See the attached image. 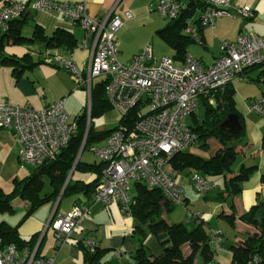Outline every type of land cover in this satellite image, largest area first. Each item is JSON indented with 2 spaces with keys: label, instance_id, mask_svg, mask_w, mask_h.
I'll return each instance as SVG.
<instances>
[{
  "label": "built area",
  "instance_id": "built-area-1",
  "mask_svg": "<svg viewBox=\"0 0 264 264\" xmlns=\"http://www.w3.org/2000/svg\"><path fill=\"white\" fill-rule=\"evenodd\" d=\"M203 8L188 18L182 30L194 43L201 44L199 29L214 27L221 17L249 20L254 11L248 6L230 9V0H201ZM33 10L56 12L62 18L77 25L83 32V43L90 49L84 69L77 66L71 52L45 49L39 53L44 64L52 65L72 76L76 88L89 95L93 79L103 78L106 98L119 115V122L104 140L90 151L103 164L92 203L118 202L123 214L131 215L134 204L130 191L136 184L158 189L172 205L185 207L183 188L170 171L171 158L187 150L197 141L188 118L195 112L199 99L211 97L230 84L242 72L253 66H261L264 74V35L241 33L234 41L220 43V55L205 66L191 54H186L177 65L171 57L154 58L146 46L129 63L118 59L115 33L123 26V20L113 11L105 16H90L85 3L54 0H33ZM187 8L180 0H158L155 11L165 20H176ZM26 6L9 3L0 9V29L5 34L11 21L20 19ZM132 14L126 12L124 19ZM67 96L46 105L40 110L29 105L0 102V130L10 132L20 145L19 169L25 174L56 160L60 152L75 135L77 124L66 112ZM248 109L264 120V95L252 101ZM134 121L127 125L129 115ZM89 116V115H88ZM89 126V121L87 118ZM85 140L82 145L84 146ZM32 170V171H31ZM190 186L198 193H207L215 186L200 172H191ZM89 213L86 204H74L70 212L53 213L47 221L36 244L18 246L6 243L0 237V264H53L52 258L37 254L45 230L53 231L56 246L65 244ZM195 222L202 221L200 214L188 212ZM223 235L219 230L209 234V249L221 248ZM82 245L90 252L97 249L92 239ZM209 264H215L212 261ZM250 264H255L251 262Z\"/></svg>",
  "mask_w": 264,
  "mask_h": 264
},
{
  "label": "crops",
  "instance_id": "crops-1",
  "mask_svg": "<svg viewBox=\"0 0 264 264\" xmlns=\"http://www.w3.org/2000/svg\"><path fill=\"white\" fill-rule=\"evenodd\" d=\"M32 1L0 0V9L13 2L22 3L27 8L23 17L13 22L10 29L11 35L23 38L21 43L12 44L11 39H9L7 45L10 47V51L7 52V49H4L6 55L16 59L26 55L25 60L21 62V65L14 67L16 70H13L11 66L0 64V102H8L20 106L29 105L33 109L40 110L61 97L67 96L68 99L74 91V87L70 75L67 72L41 62L39 53L45 47L38 39L35 40V30L39 29L45 37H51L57 29H63L69 32L76 41L71 51L72 58L80 68L84 69V65L90 56V49L86 46L78 47L79 44L83 43L84 37L82 30L77 25L65 21L59 13L33 10L31 8ZM54 1L83 2L90 16H105L110 11H113L114 14L123 20V26L119 30V34L129 30L132 25L139 23L141 20L149 26L152 25L153 29L165 27L157 24L153 19V12L155 13V5L158 0ZM180 1L184 4L188 2V0ZM121 4L122 8L119 11L118 9ZM230 6V9L248 6L254 11V16L249 20L240 17H221L215 20L213 28L204 27L199 29L201 44L190 43L186 52L193 55L205 66L210 65L220 55V43L222 41H234L241 33L264 35V0H230ZM126 12L132 14L130 20L124 19ZM2 35L0 29V37ZM152 39L151 44L153 45L155 41L153 37ZM162 42L170 48L171 54L168 57L173 58V48L165 41L162 40ZM155 46L154 49L158 53L156 43ZM116 47L119 51V61L126 64L130 62L134 55L139 54L144 46L142 45L131 52H128L122 45L118 46L116 44ZM150 48L152 54H154L153 47ZM168 51H163V56H167L166 54H169ZM174 62L177 65L182 64L180 60H174ZM30 63H36V65H33L31 68L21 67L29 65ZM260 71L261 69L251 68L246 71L244 76L236 77L230 83L234 89L233 99L235 109L237 115L240 117V123L244 133L243 137L237 141V155L231 165V169L234 173H237L242 167H252L253 170L250 176L241 183L240 194L234 198L226 196L223 179L221 177L208 178L215 186L214 188L220 186L217 196L221 193V196L225 197L224 201L218 202L221 205V211L218 212V216L224 220L226 219L223 216L230 215L232 212L230 208L231 202L234 205V213L238 218L255 205L258 194H264L261 184V176L264 174V120L248 109L252 101L264 95V79L259 76ZM56 85L59 86L60 92L52 94V87ZM66 112L68 114L67 110ZM77 116L76 114L71 119L73 120ZM104 140L100 144L104 143ZM19 149L20 145L16 138L10 132L0 130V169L2 171L8 167V169L13 170V173H15V168L19 167ZM202 157L206 158L207 156L204 155ZM182 172H185V174ZM182 172L177 173L175 177L180 175L186 177L188 175V183L186 185L177 181L182 186L184 193L185 186H190L189 175L191 171L184 170ZM91 176L93 178V175ZM215 178H220L222 184L216 187L211 180ZM183 180L184 178H182ZM190 188L192 187L190 186ZM184 197L186 199L185 208H187L189 197L186 194H184ZM65 198L68 199L64 201ZM75 203L89 206V213L84 217L81 225L77 227L68 241L60 247L56 246L53 231L51 229L45 230L38 246L39 256L52 258L53 264H86L84 253L78 246V244H82L86 239H92L96 243L97 248L102 251L98 264H135L133 255L140 246H143L146 252L153 257L161 255V245L158 239L151 234L148 228V222H141L132 215L127 216L123 214L118 202H111L106 205L92 203V197L82 192L69 196L61 195L55 201H49L37 207L24 221L17 224L19 237L26 241L36 237L35 241L37 242L51 215L53 213H68ZM21 207L26 209L27 203L25 202ZM163 217L168 223H172L167 220L166 215ZM188 218L194 223L189 216ZM212 223L213 220H210L209 224L211 226ZM234 223L235 226L233 229L235 230V234L233 242H240L245 231L250 230V226L238 219ZM212 230L219 229L212 227L207 230L208 234ZM214 262L217 264L215 255Z\"/></svg>",
  "mask_w": 264,
  "mask_h": 264
},
{
  "label": "trees",
  "instance_id": "trees-1",
  "mask_svg": "<svg viewBox=\"0 0 264 264\" xmlns=\"http://www.w3.org/2000/svg\"><path fill=\"white\" fill-rule=\"evenodd\" d=\"M201 0H188L187 8L182 11L180 16L170 21L164 28L156 30L155 34L161 40L168 43L174 50V60L183 62L186 49L193 41L182 30L185 27L186 20L195 14L199 8H203ZM21 19V18H20ZM252 19V18H251ZM9 23L8 31L0 37V64L14 67L21 65L25 56L19 59L6 55L4 53L5 43L11 39L12 44L21 43L23 38L11 35V24ZM35 40L38 39L45 49H57L60 51L71 52L76 44L75 39L69 32L63 29H57L51 37L42 35L39 29L35 30ZM67 49V50H64ZM42 62V61H41ZM43 63V62H42ZM36 63L21 66L31 68ZM261 66H253L245 69L241 76L246 74L251 68L260 69ZM261 78L264 74L260 71ZM234 89L228 84L223 89L215 92L211 97L201 99L203 113L201 120L198 121L196 115H191L195 126L191 125L192 131L196 134V143L199 148L207 153V157L182 151L171 158V165L176 175L184 170L191 172H200L207 179L209 177H221L224 184V192L227 197H237L241 192V183L246 180L252 173L253 168L242 167L237 173L231 169V165L237 155V141L244 135L243 130L237 135L229 134L220 129V124L229 113L237 114L234 103ZM204 99V100H203ZM112 110L105 94V82L92 85L90 92V114L89 128L87 131L86 111L78 115L74 120L77 124L75 135L71 138L67 146L60 152L56 160L45 163L41 167L33 170L28 177L22 181H16L15 190L10 194H5L0 189V211L15 212L12 199L17 196L27 203V207L20 222L24 221L30 213L43 203L55 201L60 195L69 196L82 192L93 196L97 187L100 173L103 168L102 163L84 164L80 161L75 163L77 153L82 145L84 149L92 143L100 142L105 139L114 129L97 132L93 129L92 119ZM239 117V116H238ZM134 121L132 114L129 115L127 125ZM239 121L240 117H239ZM123 124V120H120ZM81 170L93 175L88 182L73 180L71 177L67 182L69 173L74 170ZM44 179L48 180L50 191L41 196L43 191ZM212 183V182H211ZM262 192L264 193V174L261 176ZM134 204L131 206V215L141 222H148V228L159 241L162 253L158 257H153L146 252L143 246H140L133 259L135 264H195V256L199 254L203 264H209L214 261L216 252L209 249V234L204 227V222H194L192 228H188L182 223H168L164 215L173 210L170 204L158 189H151L142 184L134 186ZM218 194L214 200L216 202L224 201L225 197ZM78 204V203H75ZM232 210L230 215L223 216L227 223L233 228L235 220L250 226V230L245 231L240 242H233L226 246L231 251V264H264V194H258L256 203L246 213L237 218L234 213V205L231 202ZM223 215V214H221ZM17 226H10L5 222H0V237L6 243H14L18 246H33L36 243V237L26 241L19 237ZM223 235V234H222ZM224 240V239H223ZM224 242V241H223ZM82 249L86 264H98L101 250L98 248L94 253H90L82 244H78ZM38 254V250H37Z\"/></svg>",
  "mask_w": 264,
  "mask_h": 264
},
{
  "label": "rangeland",
  "instance_id": "rangeland-1",
  "mask_svg": "<svg viewBox=\"0 0 264 264\" xmlns=\"http://www.w3.org/2000/svg\"><path fill=\"white\" fill-rule=\"evenodd\" d=\"M186 1V0H182ZM122 4L119 6V11H121ZM153 19L157 24H161L166 26L169 21L163 19L156 11L155 13L153 12ZM162 27H158L156 29H153L152 25H148L147 23H144L142 20L139 21V23H136L132 25L129 30L124 31V33H120V29L115 33V42L116 44L124 46V48L128 51L131 52L140 46H144L142 50L146 47H153L154 50V57L156 59H160L162 57L163 51H168L169 54H166L169 56L171 53L170 48L160 40L158 36H156L155 32L156 30L160 29ZM152 37L154 38V44H151V39ZM153 42V39H152ZM156 45L158 53H156L154 46ZM8 42L5 43L4 49L6 48L7 52L10 51V47H8ZM156 48V46H155ZM168 49V50H167ZM72 82H73V87L74 91L71 93V95L67 99V104H66V110L68 111V116L69 118H73L76 114L80 115L82 112L86 111V119L89 118V95L86 90L84 89H78L76 88V84L70 76ZM103 81V78L97 77L93 79V86L96 84H99ZM60 92V88L58 85L52 87V94H57ZM204 100V99H203ZM70 106L71 111L68 110ZM68 107V108H67ZM203 113V105L201 103V99L198 101V106L194 112L196 115L198 121L201 120V116ZM72 120V119H71ZM188 123L190 125L195 126V123L192 121V118H188ZM92 126L93 129L97 132H102V131H108L114 127H117L119 124V115L115 110H110L104 114L99 115L98 117H94L92 119ZM88 125V123H87ZM89 126H87V129ZM88 130L86 131V133ZM101 142V141H100ZM100 142L92 143L89 144L84 151L81 150L82 148L80 147L75 163L77 161H80L81 163L84 164H93V163H98V160L94 156L93 153H91L90 149L95 146L99 145ZM82 146V145H81ZM186 151V150H185ZM187 152L199 155V156H207V153L202 151L199 148L198 144H194L190 146L187 149ZM8 166V165H7ZM169 169L172 173H175L172 165L170 163ZM32 171V170H31ZM13 170L8 169L6 167L5 169H0V189L2 190L3 193L5 194H10L15 190V183L14 180L16 181H22L24 178L28 177V174H25L22 172L19 167L15 168V173H13ZM183 173V172H182ZM185 174V172L183 173ZM176 176V175H175ZM183 175L177 176V181L180 183H183L186 185L188 183V175L185 177H182ZM70 177L73 180L80 179L83 182H88L92 179V176L88 172H83L79 169L74 170L73 172L71 171L67 177V181H69ZM182 178L184 180L182 181ZM214 184L216 185H221V179L220 178H215L211 179ZM218 188L211 189L207 193H198L190 186H185L184 188V194H186L189 197V203L187 204V208L183 206H173V210L166 215L167 220L171 221L172 223H182L184 225H187L189 228L194 226L195 224L191 222L188 218V212L194 213V214H201L202 215V221L204 222V227L206 230H209L210 228L214 227L215 229H219L224 237V244L226 246H229L233 243L234 240V234L235 230L226 222V220L220 218L218 216V212L221 211V205L213 200L216 198L217 193H218ZM134 189V188H133ZM130 191V195L134 194V190ZM50 191L49 185H48V180L44 179L43 183V191L41 193V196H44V194L48 193ZM65 198L64 201H66ZM70 199V198H69ZM25 203V201H22L19 197L15 196L12 199V204L15 209V212H9V211H0V222H5L8 225L14 227L17 226V224L20 222V220L23 217V214L25 212V209H23L21 206ZM62 207V206H61ZM212 218V219H211ZM213 220L212 226L209 224V221ZM231 259H232V254L229 249L226 247L220 248L216 254H215V260L217 264H231ZM195 264H203V260L199 254L195 256Z\"/></svg>",
  "mask_w": 264,
  "mask_h": 264
},
{
  "label": "water",
  "instance_id": "water-1",
  "mask_svg": "<svg viewBox=\"0 0 264 264\" xmlns=\"http://www.w3.org/2000/svg\"><path fill=\"white\" fill-rule=\"evenodd\" d=\"M220 129L232 135L239 134L242 130V127L238 115L234 113H229L223 120V122L220 124ZM81 148L83 149V145L81 146ZM66 183H68V181Z\"/></svg>",
  "mask_w": 264,
  "mask_h": 264
}]
</instances>
